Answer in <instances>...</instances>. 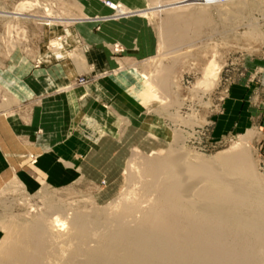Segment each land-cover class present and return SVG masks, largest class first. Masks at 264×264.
Wrapping results in <instances>:
<instances>
[{"label":"rangeland","instance_id":"rangeland-1","mask_svg":"<svg viewBox=\"0 0 264 264\" xmlns=\"http://www.w3.org/2000/svg\"><path fill=\"white\" fill-rule=\"evenodd\" d=\"M113 1L0 0V115L26 114L12 90V81L26 74V65L42 67L43 53L60 50L63 38L57 34L76 27V22H68L95 19L101 17L99 14L115 17L117 23L136 21L129 42H123L121 36L115 44L105 45L116 58L130 61L122 71L107 75L106 86L114 85L117 91L114 99L101 107L112 111L114 119L121 122L113 123L114 139L100 146L103 148L91 160V167L74 184L63 188L45 186L30 192L17 180L0 182V243L12 223L33 221L51 206H67L71 214H112L115 203L128 201L139 192L140 160L164 156L170 148L172 133L187 139L184 149L190 159L212 160L220 153L233 151L247 139L254 172L264 184V153L260 149L263 137L256 132L239 134L234 125L221 127L218 123L231 88L251 76L256 69L252 63L264 61V0L205 8L208 21L200 22L198 27H184L183 32L176 30L174 37L184 33L185 40L171 47L161 43V23L181 9L168 12L163 19L150 15L121 20L107 9ZM115 1L135 12L158 5L170 7L184 0ZM198 9L190 6L182 10L190 14ZM59 18L66 22L47 23ZM99 31L100 26L94 28L96 34ZM55 42L58 46H54ZM210 65L219 73L213 85L206 88L205 73ZM121 72H127L129 77L124 89L113 83ZM163 72L170 84L166 94L160 92L157 81ZM145 77L154 86V95L148 87L150 97H154L150 103L143 97L147 90ZM82 79L84 85L92 82ZM90 127L94 130L97 126L92 123ZM97 132L101 136L102 130L96 129Z\"/></svg>","mask_w":264,"mask_h":264},{"label":"bare ground","instance_id":"bare-ground-1","mask_svg":"<svg viewBox=\"0 0 264 264\" xmlns=\"http://www.w3.org/2000/svg\"><path fill=\"white\" fill-rule=\"evenodd\" d=\"M217 5L221 4L216 0H184L169 8L158 5L131 12L114 0L107 9L121 20L150 15L163 19L168 12L181 9L161 23V43L171 47L185 40L184 33L174 37L176 30L206 23L205 8ZM190 6L200 9L185 14L182 9ZM61 20L47 23L66 22ZM115 20L109 15L68 23ZM218 73L213 65L206 69V88ZM161 75L157 81L160 92L166 94L170 84L164 72ZM157 81L152 82L157 86ZM172 135L164 156L140 160L139 192L115 203L112 214H71L67 206H51L33 221L14 222L0 243V264L263 263L264 184L251 164L248 140L212 160L190 159L184 149L187 139L179 133Z\"/></svg>","mask_w":264,"mask_h":264},{"label":"crops","instance_id":"crops-1","mask_svg":"<svg viewBox=\"0 0 264 264\" xmlns=\"http://www.w3.org/2000/svg\"><path fill=\"white\" fill-rule=\"evenodd\" d=\"M135 22L76 24L74 29L62 30L57 34L63 38L60 50L43 53L42 67L26 65V74L13 79L12 90L26 114L0 115L1 183L14 179L30 192L45 186L63 188L91 167L100 146L114 139L113 123H121L112 111L102 110L101 105L111 102L117 91L113 84L106 86V81L109 73L122 71L130 62L113 56L105 45L115 44L121 36L129 42ZM97 26L98 34L94 32ZM252 66L256 69L251 76L229 91L218 123L234 125L239 134L258 133L263 137L260 149L264 153V61L257 60ZM80 78L92 82L76 86ZM128 80L127 72H121L113 83L124 89ZM146 81L143 97L150 103L154 97L148 87L154 95V86ZM92 123L97 126L95 131ZM98 128L104 129L101 136L96 133Z\"/></svg>","mask_w":264,"mask_h":264},{"label":"built area","instance_id":"built-area-1","mask_svg":"<svg viewBox=\"0 0 264 264\" xmlns=\"http://www.w3.org/2000/svg\"><path fill=\"white\" fill-rule=\"evenodd\" d=\"M217 3L224 5L228 2V0H216ZM109 5V4H108ZM78 85H84L85 84V80H83L82 78H80L77 82Z\"/></svg>","mask_w":264,"mask_h":264}]
</instances>
